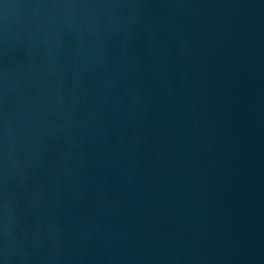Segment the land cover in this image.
I'll use <instances>...</instances> for the list:
<instances>
[{
  "label": "water",
  "instance_id": "obj_1",
  "mask_svg": "<svg viewBox=\"0 0 264 264\" xmlns=\"http://www.w3.org/2000/svg\"><path fill=\"white\" fill-rule=\"evenodd\" d=\"M0 264H264V0H0Z\"/></svg>",
  "mask_w": 264,
  "mask_h": 264
}]
</instances>
